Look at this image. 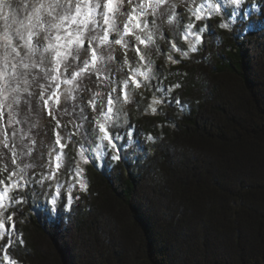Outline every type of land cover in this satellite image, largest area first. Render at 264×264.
Here are the masks:
<instances>
[{
    "label": "trees",
    "instance_id": "obj_1",
    "mask_svg": "<svg viewBox=\"0 0 264 264\" xmlns=\"http://www.w3.org/2000/svg\"><path fill=\"white\" fill-rule=\"evenodd\" d=\"M104 2L93 0L99 11ZM172 2L141 17L140 28L134 20L125 34L126 14L139 0H123L115 29L89 31L100 38L91 44L100 62L89 63L87 77L92 82L106 72L99 77L106 95L89 103L96 118L80 111L82 118L73 119L83 134L59 130L60 142L56 134L55 152L42 167H29L24 153L34 147L31 128L41 126L29 114L52 110L46 96L34 108L32 92L48 77L27 71L0 104V180L16 183L17 169L26 173V186L13 183L12 199L1 210L7 231L0 264H264V0H242L243 22L232 28L220 25L234 5L225 4L224 13H213L202 26L193 17L202 41L185 57L179 54L188 50L184 26ZM119 47L128 57H143L148 73L139 86H117L120 100L112 103L113 117L103 120L107 95L116 88L106 64ZM154 99L161 101L152 113ZM97 121L106 124L117 152L102 167L88 163L87 190L73 193L80 148L98 142ZM57 191L55 210L48 211Z\"/></svg>",
    "mask_w": 264,
    "mask_h": 264
},
{
    "label": "rangeland",
    "instance_id": "obj_2",
    "mask_svg": "<svg viewBox=\"0 0 264 264\" xmlns=\"http://www.w3.org/2000/svg\"><path fill=\"white\" fill-rule=\"evenodd\" d=\"M170 0H167L169 2ZM223 1L225 2L223 4ZM8 2L12 5L11 9H2L0 8V32H3L4 28V16L11 17V14L13 12H17L18 18L24 19L28 13H30L33 10V6L37 2H44L49 3L51 0H8ZM204 0H173L172 3H170L169 7L175 8V11L180 18V22L184 26V40L187 44V51H181L179 54L182 57L187 56V53L193 52L190 45H195V47L201 43L197 42L196 40V34H199L201 36V32L198 31L197 28H192L190 32L192 34H188L187 26L190 24L191 21H193V14L188 11V9L192 6H194L196 3L201 4ZM213 3L220 4V14L224 13L226 9V5H232L227 2V0H212ZM169 4V3H168ZM168 4L164 6L163 13H167L170 8L168 7ZM27 6V7H25ZM235 6V5H234ZM241 6V5H240ZM239 8L235 6L234 8V14L230 17H226L223 24H227L228 27L226 28H232L236 24L241 25L243 20L241 18ZM250 13L252 14L251 9H249ZM239 13V14H238ZM163 16V15H162ZM166 17V16H164ZM47 19V17H46ZM196 20L194 17L195 22H199V25H203V21L205 20ZM26 22V21H25ZM162 29V27H161ZM37 32L40 31L39 27L35 29ZM97 32L99 31L98 28H96ZM163 30V29H162ZM163 32H167L170 34V31L167 29ZM92 34H96L93 33ZM187 34V39H185V36ZM43 35V33H41ZM89 36V32L87 33ZM54 37V32H53ZM202 37V36H201ZM100 40V39H98ZM16 41L14 40V43ZM51 41H44V43H48ZM100 43V41H98ZM98 43V44H99ZM102 45L99 44L98 47H101ZM164 47H167V44H164ZM43 49V43L40 45V48L36 51L34 55L31 57H25V63L29 65L27 69H24L22 66H20L18 69L20 72L23 73L26 77H28L29 73L27 71H32L34 73L42 72L44 75H46L47 81L45 82H38L36 86L32 89L33 96H34V108L40 107L42 102V97L46 96L47 99L51 102L52 110L51 115H54L55 118H51V115H49V112L46 113L38 112V113H30L28 116L30 119H33V122L35 124L40 123V128H31V136L34 137V147L29 149L28 151H25L24 157L28 160L29 167L31 168H38L42 167V163H47L48 160H51V153L55 152L54 150V142H55V135L61 130V133H76L78 135L83 134L82 129L79 126L77 128L74 126V123H77L78 125L80 122L78 120L73 121V119H81L82 115L80 114V111L83 112L82 114L88 115L90 119H94L95 112L90 111V101L97 97V95L102 96V99L104 100L105 93L103 91L104 82L103 80L99 79V77L106 76L107 73L103 72L104 74L96 78L95 80L89 81L88 70L81 71V69L84 68V61L90 60L91 52L88 50L87 41L85 42V47L80 50L79 53V59H72V57H68V59L61 64L57 65L56 61L54 60L52 53L47 52L44 53L42 51ZM95 49V48H94ZM178 52V50H175ZM113 54L114 60L110 64H106L107 72L109 75L113 76L115 79V86L116 88L113 89L109 94L107 95L108 98L111 97L112 101L120 100V92L117 90V86L120 84H125L129 81V83L133 82L134 84L140 85L141 81H143L147 77V69L146 64L140 60V58H135L134 56L128 57L124 52H122V49L119 47L117 50V53L109 52ZM186 53V55H185ZM24 55V53H22ZM42 61V62H41ZM170 62H174L175 59L173 57L169 58ZM100 60L96 57L95 62L92 63L94 65L98 64ZM176 63V61H175ZM57 67H59V71H56ZM88 67V66H87ZM66 69V70H65ZM75 73H79V75H75ZM88 78V79H87ZM25 82V79L24 81ZM19 87V86H18ZM103 91L99 93V91ZM48 94V95H46ZM2 97V96H0ZM1 99V98H0ZM58 100V103L56 102ZM160 99H154L150 102L149 110L152 113H155L152 111L153 108H157L158 104L160 103ZM56 109H58L59 116L62 114V118L58 119ZM108 111H106L107 113ZM61 113V114H60ZM110 119L113 117V111L109 114ZM71 117L72 119H69L67 121V118ZM103 120H110L106 119L105 115L102 116ZM68 122H71L70 124ZM103 123V122H102ZM81 125V124H80ZM29 133V134H30ZM100 135V134H99ZM112 142L115 144V141L113 140L111 136ZM148 144L150 142H147ZM102 144V146H101ZM17 149L16 142L14 143V148ZM117 152V145L115 144V148H112L107 140H104L101 142L100 138H98V142L94 143L90 147L81 145L79 157L77 160V172H78V181L75 183H72L69 185V189L73 193H79L84 192V190L81 189L80 185L86 183V177H85V169L86 165L88 163L94 162L97 164V166L102 167L104 161L106 158L111 156L112 153ZM15 153L17 151L15 150ZM59 155V153H58ZM59 157V162L64 161V155L63 151L61 150ZM45 167V166H44ZM18 176L16 177V183L18 186H26V173L23 168L17 169ZM0 190H2V187H0ZM1 210L0 208V220L1 218ZM35 214L37 212L34 211ZM3 233H0V239L3 236Z\"/></svg>",
    "mask_w": 264,
    "mask_h": 264
},
{
    "label": "snow or ice",
    "instance_id": "obj_3",
    "mask_svg": "<svg viewBox=\"0 0 264 264\" xmlns=\"http://www.w3.org/2000/svg\"><path fill=\"white\" fill-rule=\"evenodd\" d=\"M128 2L131 4L132 0H128ZM227 2L239 8L242 0H227ZM165 3H167V0H139L138 4L133 5L131 12L126 14L128 16V22L124 24L123 32L128 34L130 25L134 20L136 21L135 27L140 28V18L147 15L149 11L155 15V10ZM122 4L123 0H105L103 5L105 10L99 11L101 5L99 3H93V0H51V2L47 4L44 2H37L33 6V10L28 13L24 19L18 18L17 12H13L11 17L7 15L4 16V30L0 32V96H2L0 104L7 102L11 93L17 90L15 85L20 77L24 75L18 72V68L20 66L24 69L29 67V65L24 62L25 57L34 55L42 43V51L44 53L51 52L57 65H59L66 61L68 57L79 59L80 50L85 47V42L87 41L88 50L91 52V60L84 61V68L81 69V71L87 70L89 63H94L96 59L95 49L91 48V44L97 39H100L95 35L89 37L87 33L89 31L94 32L97 27L102 26L106 32L115 29L116 14L120 13ZM220 7V4L213 3L212 0H204L203 3L199 4L194 9L189 8L188 11L193 14L196 20H201L204 18H211L213 13L220 12ZM0 8L11 9L12 5L8 0H0ZM137 9H139L138 14ZM37 27L40 29L39 32L35 30ZM193 27V24L187 26L188 34H192L190 30ZM220 27L226 28L228 25L221 24ZM41 33H43V35H41ZM135 38L141 43H144L141 37L136 36ZM122 39L123 37L116 40L115 43L120 44ZM185 39H187V34ZM14 40L16 41L15 43ZM103 40L107 41L108 37L105 35ZM196 40L197 42H201L202 37L196 34ZM44 41L51 42L44 43ZM190 47L195 51V45H190ZM138 51L139 49H137V52ZM22 53H24V55H22ZM141 59H143V57H141ZM56 71H59V67H57ZM75 75H79V73H75ZM126 86L127 82L125 83V87ZM137 86L139 85L137 84ZM124 95L125 100H127L126 91ZM12 99L13 103L18 102L16 97H12ZM56 102L58 103V100ZM112 103L113 101L111 97H109L108 112L105 113L106 119H110L109 114L112 112ZM47 105L48 100H44V106L47 107ZM152 111L155 112L156 109L153 108ZM9 115L12 114L9 113ZM49 115H51V109H49ZM97 125L101 142L107 140L108 144L112 148H115L111 135L107 131L106 124L97 121ZM59 142L60 138L57 134L56 143L59 144ZM5 147H7L6 141ZM61 147H63V145H61ZM59 159L60 158L57 157L58 161ZM112 159L117 160L119 156H113ZM59 166V163H57V168H59ZM14 175H16V173L10 174L8 179L11 181V177ZM13 183L6 184L3 180H0V185L3 186L2 190H0V208H6L7 205L5 201L12 199L9 196V190L13 187ZM16 186L18 187V184ZM80 187L84 191L87 190L85 184H81ZM59 195L60 193L57 191L56 198L48 201L51 205L48 211L54 212ZM71 199V193H68V200L71 201ZM8 219L11 220V217ZM5 231H7L5 223L3 220H0V233ZM4 259L8 260L9 257L5 255ZM11 264H15V261H12Z\"/></svg>",
    "mask_w": 264,
    "mask_h": 264
}]
</instances>
